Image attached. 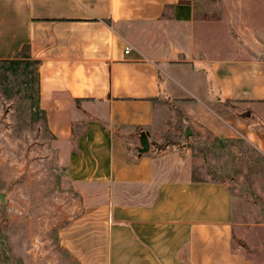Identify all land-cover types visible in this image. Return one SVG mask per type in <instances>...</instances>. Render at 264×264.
I'll use <instances>...</instances> for the list:
<instances>
[{
    "label": "crops",
    "instance_id": "0c3cea01",
    "mask_svg": "<svg viewBox=\"0 0 264 264\" xmlns=\"http://www.w3.org/2000/svg\"><path fill=\"white\" fill-rule=\"evenodd\" d=\"M214 6L0 0V59L25 45L37 63L38 109L80 198L59 230L73 261L251 264L232 248L236 198L220 181L137 152L168 119L264 155V58L220 57Z\"/></svg>",
    "mask_w": 264,
    "mask_h": 264
},
{
    "label": "rangeland",
    "instance_id": "374dc122",
    "mask_svg": "<svg viewBox=\"0 0 264 264\" xmlns=\"http://www.w3.org/2000/svg\"><path fill=\"white\" fill-rule=\"evenodd\" d=\"M211 2L221 23L220 57L264 58V0ZM249 49L254 53L245 57L242 50ZM37 82V63L25 45L0 59V264H79L59 230L77 217L80 198L57 163ZM163 121L148 134L152 152L192 180L220 181L236 198L232 248L251 264H264V155L242 139L193 128L186 136L180 121Z\"/></svg>",
    "mask_w": 264,
    "mask_h": 264
},
{
    "label": "water",
    "instance_id": "95a60500",
    "mask_svg": "<svg viewBox=\"0 0 264 264\" xmlns=\"http://www.w3.org/2000/svg\"><path fill=\"white\" fill-rule=\"evenodd\" d=\"M185 135L189 136L190 131L188 129L185 130ZM149 150L148 138L146 134L142 133L139 138V147L137 148V152L139 154H143ZM4 201V195L0 194V202Z\"/></svg>",
    "mask_w": 264,
    "mask_h": 264
},
{
    "label": "trees",
    "instance_id": "16d2710c",
    "mask_svg": "<svg viewBox=\"0 0 264 264\" xmlns=\"http://www.w3.org/2000/svg\"><path fill=\"white\" fill-rule=\"evenodd\" d=\"M72 101H73V103H74L75 106L78 105V101L77 100L73 99Z\"/></svg>",
    "mask_w": 264,
    "mask_h": 264
},
{
    "label": "built area",
    "instance_id": "2783aa9c",
    "mask_svg": "<svg viewBox=\"0 0 264 264\" xmlns=\"http://www.w3.org/2000/svg\"><path fill=\"white\" fill-rule=\"evenodd\" d=\"M124 53H125V54H127V53H128V48H125V51H124Z\"/></svg>",
    "mask_w": 264,
    "mask_h": 264
}]
</instances>
